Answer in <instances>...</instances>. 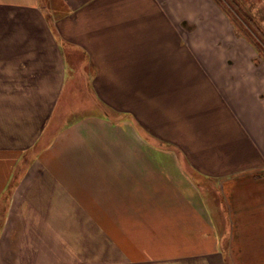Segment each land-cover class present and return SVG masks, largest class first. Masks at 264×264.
<instances>
[{
  "label": "crops",
  "instance_id": "obj_1",
  "mask_svg": "<svg viewBox=\"0 0 264 264\" xmlns=\"http://www.w3.org/2000/svg\"><path fill=\"white\" fill-rule=\"evenodd\" d=\"M181 21L167 0H0V264H39L43 215L74 239H137L142 264H228L212 189L237 175L264 230V186L248 187L264 177L246 178L264 170V109L237 103ZM78 81L94 106L76 117Z\"/></svg>",
  "mask_w": 264,
  "mask_h": 264
},
{
  "label": "rangeland",
  "instance_id": "obj_2",
  "mask_svg": "<svg viewBox=\"0 0 264 264\" xmlns=\"http://www.w3.org/2000/svg\"><path fill=\"white\" fill-rule=\"evenodd\" d=\"M239 6L245 10L248 18ZM167 7L171 14L182 19V31L191 36L190 45L201 62L209 65L211 71L224 74L228 85L236 90L237 103H243L244 109L252 112L264 109V0H167ZM229 64H235V69L228 68ZM87 90L89 88L82 81L76 83V100L68 104L70 113L75 108L76 117L94 106V102L88 103L85 99ZM240 91H244L242 96L238 95ZM67 121H71V116L63 123ZM59 122L61 124L62 121ZM247 176L260 180L264 177V170L249 172ZM244 185L243 177L237 175L236 181L230 180L228 185L224 184L226 187L223 190L220 184H215L216 187L212 189L220 197L218 201L222 203L224 211L230 212V216L226 212V217L235 228L228 232L224 241L229 254L228 264H264V237H261L264 230L258 228L259 222H245L247 215L240 214L245 211L244 201L247 197L244 195ZM262 185L264 182L252 181L248 187L259 193ZM212 186L213 183L204 185V190ZM231 188L235 190L230 198ZM209 202L213 203V199H209ZM217 217L219 222H227L224 214ZM39 226L44 227L39 231V234H43L39 243L44 245L39 246V264H142L133 259L148 256L141 253L151 249L138 245L137 239L136 242L125 241L124 247L117 246L115 231L108 232L109 237L105 242L100 238L99 231L84 232V235L87 233L85 239L83 232H76L77 236L81 235L74 239L72 232L67 230L68 225L56 221L52 223L51 216H39ZM251 227L257 230L251 232L248 230ZM158 261L161 260L156 257L149 264H159Z\"/></svg>",
  "mask_w": 264,
  "mask_h": 264
},
{
  "label": "trees",
  "instance_id": "obj_3",
  "mask_svg": "<svg viewBox=\"0 0 264 264\" xmlns=\"http://www.w3.org/2000/svg\"><path fill=\"white\" fill-rule=\"evenodd\" d=\"M239 5H240V4H239ZM239 8H240L241 12L244 14V16L246 15L247 18H248V15L245 13V10H243L240 6H239Z\"/></svg>",
  "mask_w": 264,
  "mask_h": 264
}]
</instances>
